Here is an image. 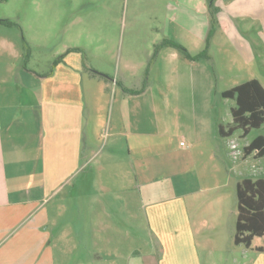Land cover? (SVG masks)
Wrapping results in <instances>:
<instances>
[{"label": "crops", "instance_id": "1", "mask_svg": "<svg viewBox=\"0 0 264 264\" xmlns=\"http://www.w3.org/2000/svg\"><path fill=\"white\" fill-rule=\"evenodd\" d=\"M136 1L139 0L130 4V16L143 11L152 14L151 18L160 23L156 28L159 42L163 39L177 42L191 55L204 50L209 31L208 0H144L148 4L142 7L133 5ZM123 3L124 0H113V8L101 5L79 12L64 7H33L29 22L48 30L56 27L81 32L108 30L113 21L114 30ZM155 3L160 6H154ZM212 3L218 29L210 37L208 58L190 60L173 46L160 47L149 74L154 71L158 77L171 78L173 87L168 90L170 96L174 93L173 98L162 93L150 96L147 86L139 94H128L123 87H130L121 85L118 102L113 107V116L116 115L113 132L97 149L87 146L91 115L84 80L86 77L96 80L101 75H86L80 52H67L56 64L53 58L51 67L41 72L21 67L8 72L0 68V264H199L194 244L197 226L191 221V210L197 206V192L202 188L193 185L204 181L206 191L225 188L231 171L237 168L240 175L244 173L242 164L232 169L223 163V152L217 147L221 144L217 125L222 124L219 120L215 122L210 95L253 78L264 87V75L241 78L246 66L256 60L254 47L264 45V0H212ZM0 19L16 24L19 16L1 14ZM219 28L223 33L221 44H228L234 52L228 54L231 61L223 65V77L234 81L215 91L208 61H214L212 45ZM80 32L73 34L75 41L82 35ZM103 35L85 36L92 43L105 46ZM74 45L70 48L86 50L84 44ZM6 51L15 58L23 55V48L15 40L0 38V63ZM153 51L148 48L145 55L151 57ZM131 98L140 99L134 110L129 103ZM166 110L167 120H150V114L160 111L162 116L165 112L161 111ZM174 134L187 141L186 149H182L184 144H180L178 136L173 137V144L170 138ZM231 136L225 137L228 157ZM239 137L245 136L241 132ZM107 143L109 149L103 153ZM86 147L90 148L88 155ZM119 148L125 155V167L122 179L114 181L113 159L118 157ZM254 154L255 151L239 158L243 161L250 156L258 158ZM98 156L102 162L90 167L94 169L91 177L75 188L74 180ZM103 164L112 169L107 174L108 179L116 182L114 187L109 180L99 178L107 171L100 167ZM215 167L222 179L214 184ZM252 175L259 177L258 173ZM244 177L248 176L234 180L235 196L236 184ZM66 187L87 190L77 194V213L65 212L66 197H58ZM113 191H125L124 219L131 224L142 221L153 239L151 249L131 248L121 258L113 248V234L118 230L113 223L118 221L113 216ZM103 194L110 195L111 200L103 201ZM53 200L56 201L51 203ZM126 236L135 235L126 231ZM257 246L260 245L253 248L256 250Z\"/></svg>", "mask_w": 264, "mask_h": 264}, {"label": "rangeland", "instance_id": "2", "mask_svg": "<svg viewBox=\"0 0 264 264\" xmlns=\"http://www.w3.org/2000/svg\"><path fill=\"white\" fill-rule=\"evenodd\" d=\"M131 2L132 0H128V3L127 0H124L123 8L114 30L112 21L108 30L92 29L81 31L82 35L75 41L73 34L75 33V35H77V32H80V30H63L57 29L56 27H53L55 28L53 30H48L45 29L46 27L44 26L36 27L31 25L29 22L30 9L33 7L48 6L75 9L77 10L76 12H79L80 10L86 11L88 9L97 8L101 5H107L106 7L113 8V0H94L93 3H89L86 0H0V15L9 14L11 16H19L18 22L16 24L13 23L10 27L0 25V38L15 40L17 44L23 48V55L20 58L12 57L9 52L6 51L3 55V62L0 63L1 69L5 68V71L9 72L15 68L20 69L21 67V70L45 71L51 67L53 58L56 59L62 52H66L70 46L74 44H84V46H86H82L86 49L84 51L86 57L79 54L86 75L91 74L92 66L98 68L96 71L101 74V76H97L96 80L88 77L84 80L87 109H89V115H91L90 125L88 123L89 132L87 135H89V140L87 141V146L91 148H95V146L96 149L99 148L106 140L108 141L109 133L113 132V118L116 116H113V107H115L114 105L118 102L121 85L139 89L146 77L148 95L158 96V94L162 93L164 95L167 94L171 99L174 95L173 93L170 96L168 90V88L170 89V87H173V80H171V78L163 79L160 76L158 77L154 71L149 74V68L151 64H153V61L151 60L149 63L151 57L145 55L148 48L151 49V51L154 50V44H152L153 40H156L155 43H158L160 40V37L156 35V28H159L160 23L151 18L152 14H148L146 11L133 15V17L130 16L129 8ZM126 3L128 4L127 14L125 11ZM146 4H148L147 1L139 0L133 5L142 7ZM154 6L159 7L160 4L155 3ZM70 17V15H67V18ZM217 26L216 22L214 32L218 29ZM221 31L222 29L219 28V32L213 39L212 54L214 55V61H208L211 73L214 77L215 91L227 88L234 81L233 78H230L228 81L223 77V75H225L223 65H225V63L227 65V62L231 61V59L228 58V54L232 55L234 52H232L233 49L228 44H221ZM86 33L96 35L103 33L106 43L105 46L92 43V40L85 36ZM6 47L9 48V45L7 44ZM254 51L256 60L246 66L245 72L241 76L243 79L249 78V76H258L260 78V76L264 75V45L255 46ZM163 80H166L165 83ZM115 81L118 82V85L115 84ZM14 85H16V82ZM103 86L106 88H103ZM22 97L26 98L24 93ZM139 102V98H131L129 101V103H131L130 105H133V110L136 103ZM210 103L213 108L215 122L219 120L218 122L224 126L230 124L232 119L229 106H234V100L225 99L219 93L214 92L210 95ZM159 112L160 111H157L155 115L150 114V120L153 121V119L157 120L161 118L168 119V110L161 111L165 112L162 116ZM88 119L89 117L87 114V121ZM27 129L29 130V127ZM241 132V129L235 130L230 139L235 140L239 148L243 149V145L251 141L255 136L259 134L264 135V126L250 129L243 138L239 137ZM174 136L180 138L179 140L184 144V146H181L182 149H186L187 141L183 139V137H179L180 135L178 134L171 136L170 139H172L173 144L175 145ZM152 139L157 140L156 137ZM179 140H177V142H179ZM225 140V137H221V144L220 142L217 144L219 150L223 152V163L232 169L238 166V164H242L244 173L240 175L237 168L231 171V179L230 181L228 180V184L225 188L220 186L214 190L206 191L204 190V186L206 185L204 181H199L196 185H193V187L199 186L202 188L197 192V206L193 207L194 210H191V221L197 226L194 244L198 254V263L264 264V252L256 251L253 248V246L263 244L261 237L255 236L253 238L252 248H246L243 244L235 245L233 243L236 220L234 180L239 178V176L256 177L252 175V173H258L257 176L264 177V156L258 158L250 156L244 161L241 158L233 159L231 156L228 157L225 155ZM216 143H218V141H216ZM108 146L109 143H107V147L103 149V153L108 151ZM89 147H86L87 155L90 151ZM116 150L118 151V155H116L118 157L113 159V165L115 166V168L113 167V177L115 180H113L116 181L117 179V181H120L123 177L122 170L125 167V155L122 148ZM243 157L244 155L242 158ZM189 160L192 163V159L189 158ZM194 161H196V158L193 159V162ZM101 162L102 158H100V156L90 160L88 168L74 180L73 183H75V188L80 185V183L83 184L84 179L91 177L90 173L94 169H90V167H97ZM100 167L105 168L107 171H103L99 178L104 181L109 180L107 182H112L114 187L116 182L108 179L109 175L107 174L112 170L110 165L103 164L100 165ZM215 170H217L216 167L214 169V179L212 183H216L218 180L222 179L221 173L217 171L218 173L216 174ZM257 170L262 172H257ZM103 176L107 178H103ZM75 188L66 187L58 196L59 198L62 196L66 197L65 200L67 202L66 206L64 205V211L69 214L77 213V194L82 191H87H78ZM110 198V195L103 194L102 196L103 201H109L111 200ZM55 201L56 200H53L51 203ZM59 210H61V206ZM126 213L125 191H113V216H117L118 218V221L113 222L118 227L117 234H113V248H116L121 258L125 257L131 248H144L145 250H149L152 246L151 243H153V239L149 232L146 231L144 224L141 223L142 221L135 220L132 224L126 222L124 219ZM126 231L132 236L134 234V238L126 236Z\"/></svg>", "mask_w": 264, "mask_h": 264}, {"label": "trees", "instance_id": "3", "mask_svg": "<svg viewBox=\"0 0 264 264\" xmlns=\"http://www.w3.org/2000/svg\"><path fill=\"white\" fill-rule=\"evenodd\" d=\"M209 1V31L206 36V45L203 51L191 55L182 45L169 39H163L155 44L151 60L154 59L158 49L164 45H170L177 48L190 60L199 58H208L207 46L216 26L215 8L212 0ZM0 23L12 25L13 21L9 19H0ZM80 52L86 57L85 52L77 47L67 49L59 55L54 64L61 61L67 52ZM91 74H100L95 70ZM101 75V74H100ZM147 85L146 77L139 89L126 88L123 90L128 94H139L144 91ZM223 98L234 99L235 105L231 107L232 121L227 126L217 125V133L221 137H229L237 129H241L242 136H245L250 129L264 126V87L255 78L244 81L220 93ZM255 151L256 157L264 155V135L255 136L246 146L243 147V155L246 156ZM261 237L263 244L256 247L259 252H264V177H244L236 184V220L233 243L235 245L243 244L250 247L253 238Z\"/></svg>", "mask_w": 264, "mask_h": 264}, {"label": "built area", "instance_id": "4", "mask_svg": "<svg viewBox=\"0 0 264 264\" xmlns=\"http://www.w3.org/2000/svg\"><path fill=\"white\" fill-rule=\"evenodd\" d=\"M180 144H183V142L181 141ZM228 145L230 149L229 154L233 159H237L243 155V149L239 148L238 143L235 140L231 139Z\"/></svg>", "mask_w": 264, "mask_h": 264}]
</instances>
